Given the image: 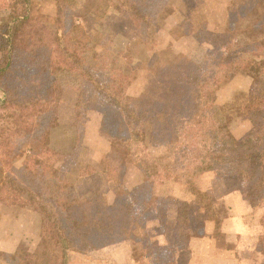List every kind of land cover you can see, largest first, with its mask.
I'll use <instances>...</instances> for the list:
<instances>
[{"label": "trees", "instance_id": "obj_1", "mask_svg": "<svg viewBox=\"0 0 264 264\" xmlns=\"http://www.w3.org/2000/svg\"><path fill=\"white\" fill-rule=\"evenodd\" d=\"M55 1L56 17L51 26L34 21V0H0V111H4L0 113V133L26 132L24 140L34 152L20 177L4 171L0 163V200L15 199L34 211L27 244L12 252L0 248V259L8 264H70L76 250H94L121 241L137 254V217L153 221L156 217L151 204L154 175L177 160L183 162L190 154L188 143L195 141L199 143L193 145L197 171L226 163L240 166L244 196L258 204L264 197V0H216L225 13L221 47L210 50L200 61L183 57V66L189 64L184 74L178 67V55L166 59L154 53L147 60L148 72L170 91V102H161V108H154L158 102L146 92L136 96L129 92L136 79L135 72L127 71L133 67L134 56L130 47L113 42L122 29L114 30L93 16L83 20L88 28L77 24V16L66 9V0ZM168 1L87 0L84 8L76 11L94 10V16L102 17L113 9L130 27L142 29L156 21L158 8L153 6ZM181 1L185 12L189 3L205 0ZM181 21L182 27L191 22L184 15ZM94 23L99 30L93 29ZM196 26L200 32L204 28L203 23L188 27ZM239 26L244 29L236 35ZM95 32L99 36L93 39ZM59 70L82 77L76 109L98 111L100 130L112 136L110 150L102 158L118 187L112 204L100 190L81 197L61 167L60 160L68 161L72 154L57 150L51 139L52 130L61 123L58 102L63 88L55 74ZM239 73L252 77L251 88L236 93L220 107L217 118L211 117L209 110L215 106L218 90ZM144 116L156 117L165 133L170 131L166 154L154 157L141 152L152 134ZM246 123L249 128L235 136L234 130ZM217 133L233 140L231 153L208 146L210 136ZM176 144L180 146L176 148ZM133 168L137 174L132 182L128 172ZM190 191L204 205L212 199L194 183ZM179 205L180 215L186 218L187 204ZM212 218L219 233L221 220ZM187 234L171 237L176 250L187 241ZM170 252L165 253L171 258L167 264H176Z\"/></svg>", "mask_w": 264, "mask_h": 264}, {"label": "rangeland", "instance_id": "obj_2", "mask_svg": "<svg viewBox=\"0 0 264 264\" xmlns=\"http://www.w3.org/2000/svg\"><path fill=\"white\" fill-rule=\"evenodd\" d=\"M84 2H87V0H66V9L77 16L75 19L77 24L85 25L87 28L88 26L83 20L93 16L98 22H103L108 27L114 28V30L118 28L122 29L121 35H116L114 37L115 41L113 39V42L120 45L125 44L130 47L131 53L134 56L133 67L127 69L128 73L135 72L136 74V79L133 81L129 92L134 96L146 92L158 102L154 108H161V102L164 104L170 102V91L148 72L147 60L154 53H160L166 59H171L172 55H178L179 58L177 59L180 62L178 67L181 74H184L188 71L189 64H184L183 66V57H188L192 62L200 61L207 52L221 47L225 13L218 6L216 0H205L197 5L195 3H189L190 8L185 12L181 8L182 5L180 6V3H182L181 0H170L162 6L155 4L153 8H158L156 21H154L151 27L142 29L130 27L125 17L113 9L109 10L102 17L94 16L95 11L89 9H82L81 13H77L76 10L81 8V6L84 8ZM56 7L55 0H34L32 8L34 21L41 20L53 26L56 17ZM183 15L191 20V22H188V26L194 23L201 27L203 23V30L200 32V28L197 26L194 29L188 26L182 27L181 18ZM94 25L95 28L93 29L99 30L98 25L95 23ZM242 29L244 27L239 26L235 34H239ZM93 34H95L93 39L99 36L98 32ZM55 74L62 84L63 93L60 102H58L61 123L52 130V144L64 154L67 152L72 154V157L68 161L60 160L61 167L69 181L75 185L81 197L100 190L106 196L108 202L112 204L116 198L118 187L111 180L102 163L104 154L110 150L112 136L109 135L107 130H102V128L100 130L101 117L98 115V111L87 113L85 110L78 111L76 109V101L78 99V91L82 85V77L76 72L65 70L55 71ZM240 83L244 86V82ZM226 86H228V83L222 87L226 88ZM223 91L228 92L227 88ZM0 94L2 96L1 92ZM226 96L227 94L224 95V97ZM220 107L216 103L212 110H209V115L217 118L221 114ZM2 112L4 111H0V113ZM144 119L150 122L152 134L151 136L148 134V144L143 146L141 152L154 157L166 154L168 152L170 131L165 133L156 117L150 118L149 116H144ZM77 125L81 126L80 130ZM244 129L245 126L243 125L234 133L240 136ZM25 134L26 132L24 131L10 135H1L0 133V163L4 171H11L19 177L21 176V172L31 163L34 156V152L29 150L30 143L24 140L23 135ZM194 143L196 144L194 145ZM194 143H188L190 146L187 149H189L190 154H188L183 162L180 163L177 160L174 164H169L167 168H160L157 174L154 175V196H152L151 204L153 205L152 213L155 212L156 214L155 221H153V218L138 216L137 232L139 239H137L138 249L136 251L138 253L134 254L133 251L127 250V248H123L120 251V256L123 259L126 260L131 256L136 260V262L131 261V264H167L171 260L165 254L168 250L172 252L174 260L176 261L175 263L178 264L176 257L180 247L176 250L175 242L171 243V237L176 235L175 232L179 229L186 231L184 233L189 232L188 243L196 240L199 234L203 233L206 226V219L208 218L202 213L199 214L197 204L193 203L194 205H190L189 203L190 201L188 199L194 196L190 191L191 183H194L199 188H205L208 195L211 198L212 196L214 197V200L211 199L212 201L209 204L210 211L214 214L219 212L221 216L224 215V219L227 218L225 215L230 209H225L222 205L223 196H244L241 167L236 164L226 163L221 164L213 170L205 172L197 171L196 163H194V151L196 150L197 144L199 146V143L196 141ZM179 146V144L175 145L176 148ZM208 146L213 150L224 153H231L235 148L233 140L222 133L211 135L208 139ZM166 163V160H163V164L166 165ZM22 168L24 169L21 170ZM133 169L128 172L129 180H132V182L134 176L137 174L136 168ZM210 171L214 173L213 178L207 177L210 175L206 174V172ZM234 190L237 193L241 192L242 195L239 193L237 195H229ZM261 202L262 200H259L258 203ZM182 203L187 204V213L189 214L191 210L194 215H187V218L180 214L177 215L181 212L179 204ZM162 212L164 213L163 216ZM33 219L34 211L28 204H19V201L15 199L0 200V225L8 223L7 227H13V229L19 226L21 228H27L26 230L29 235L32 229ZM14 222H18V225L16 226ZM234 227L238 232L236 233L234 231L235 235L233 237L229 236L227 241L221 232H217L216 235L219 238V243L231 245L240 261L248 260L249 264H257L256 255L261 252V249L264 253V241L255 240V246L253 248L249 240L246 243L241 240L243 233L238 229L241 227L239 225L237 227L235 225ZM166 230H169L172 235L163 241V238H161L163 236L162 231ZM15 231V235L10 237L11 243L8 245L6 242L7 245L3 248L0 246L4 251L8 250L5 252H12L14 249L27 244L25 237L23 238L21 236L26 232ZM177 239L179 240L178 244H180L181 238L179 237ZM106 246L115 254L113 250L115 248L112 249L110 244ZM99 248L101 247L96 249ZM202 249L198 254L201 264H215L213 262H217L218 259L214 257L211 259V262H208L207 256L205 255L208 253V249ZM86 252V250L83 252L76 250V255L72 254V256L81 257ZM129 254L130 256H128ZM109 263L113 264L111 261ZM218 263H220V260H218ZM0 264L8 263L4 258H1ZM126 264L130 263L126 262Z\"/></svg>", "mask_w": 264, "mask_h": 264}, {"label": "crops", "instance_id": "obj_3", "mask_svg": "<svg viewBox=\"0 0 264 264\" xmlns=\"http://www.w3.org/2000/svg\"><path fill=\"white\" fill-rule=\"evenodd\" d=\"M240 82H244V86H242V83ZM251 85H252L251 76L246 75V74H241V73L235 75L228 82V86H226L228 92H224L223 90L226 88H223V87H221L218 90L216 103L220 106H223L224 104H226L228 101L232 99L233 95L236 92L249 91V89L251 88ZM226 94L227 96L224 97V95ZM0 97H1V94H0ZM244 126H245L244 131L249 128L248 123L244 124ZM236 130L237 129H235L234 132ZM234 135L237 136L235 133ZM206 174L210 175L207 177H212V178L214 177L213 171L206 172ZM200 189L203 191H206L205 188H200ZM238 193L234 190V191H231L229 195H237ZM239 194H241V192ZM216 197H222V196H216ZM263 199L264 197L260 199L262 200L261 203L254 205L248 198H246V196H243V195L242 196H228V195L223 196L222 205L224 206L225 209L228 208V210L229 209L231 210V211L229 210V212L225 215L227 216V218L224 219L223 217L224 215L221 216L219 212L217 214H214L212 211H210L211 209L209 207V204L211 203L212 200H214L213 196H212V200L210 201L208 205H204L198 202V200L196 199V196H191L188 199L190 201L189 202L190 205L197 204L199 207L198 208L199 214L202 213L208 219H206L207 220L206 226H205L203 233L199 234L196 240L190 241L188 243L187 242L188 238H187V241L185 242V244L180 246V249L176 257L177 263L178 264H201L200 256L198 257V254L200 253V250L203 248L205 250L208 249V253L205 254L207 256L208 262H211L212 261L211 259L216 257L218 260H220V263H218V260H217V262H213L215 264L216 263L217 264H249L248 260L240 261V259L237 256V253L232 249L231 245H228V244L223 245L219 243L220 241L218 240L219 238L216 235L217 232L215 228L216 221L212 217L213 216L217 217L219 215L218 218L221 220V225H220L219 230L223 234L224 239L226 241L229 236L233 237V235H235L234 231H236V233L238 232L234 226L236 225L237 227V225H239V227L241 228H238V229L242 231L243 233L242 234L243 238L241 240H243V242L245 243L247 242V240H249L251 246L254 248L255 240L264 241V200ZM179 214L180 213H178L177 215ZM187 215L189 216L194 215V213L190 210L189 214L187 213ZM14 223H16V226L18 225V222H14ZM7 224L8 223H3L2 225H0V246L2 248L5 245H7L6 242L8 243V245L11 243L10 237L11 236L13 237V235H15L14 234L16 232L15 230H19L23 233L26 232L23 235L20 234L23 238L25 237V239H26V236L28 235V232L26 230L27 228H21L19 226L13 229V227H7ZM184 232L186 231L179 229L175 233L180 234ZM162 235L163 236L161 238H163L162 240L165 241L172 234H170L169 230H166L164 231V233H162ZM111 246H112L111 247L112 249L115 248L113 249L115 254L112 253V250H110V248H108L107 246H104L96 250L95 249L92 251L88 250L81 257L72 256L70 264H110L109 263L110 261L113 264H126V262L131 264V261L136 262V260L133 257H131L130 254L128 255L130 257H128V259L126 260L120 256V253H121L120 251H122L123 248H127V250L128 249L130 250L128 244L125 241L114 243ZM261 247L263 248V246ZM5 251H8V250H5ZM256 256H257L256 263L262 264V262H264V253L262 252V249H261V252Z\"/></svg>", "mask_w": 264, "mask_h": 264}]
</instances>
